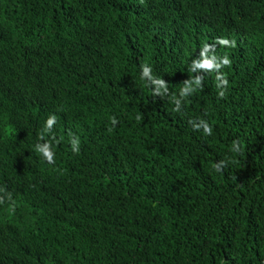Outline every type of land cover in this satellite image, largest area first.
<instances>
[{
    "label": "trees",
    "instance_id": "16d2710c",
    "mask_svg": "<svg viewBox=\"0 0 264 264\" xmlns=\"http://www.w3.org/2000/svg\"><path fill=\"white\" fill-rule=\"evenodd\" d=\"M3 247L264 264V0H0Z\"/></svg>",
    "mask_w": 264,
    "mask_h": 264
},
{
    "label": "clouds",
    "instance_id": "9594fccd",
    "mask_svg": "<svg viewBox=\"0 0 264 264\" xmlns=\"http://www.w3.org/2000/svg\"><path fill=\"white\" fill-rule=\"evenodd\" d=\"M218 43H220L221 45H228L229 44V41L227 39H220L218 41ZM222 63H223V65H228L230 63V61H229V59L227 57H224L222 59ZM149 71H150V69L148 67H144L143 68V74L144 75H147ZM222 83H224L226 85L227 84V81L226 80H223ZM220 95L223 96L224 93L221 92ZM52 123H53V120L52 119H49L47 121L48 126H51ZM113 123H116V121L113 120ZM204 130H205L206 133H210L211 132V128L209 126H207V125H204ZM77 140H78V137H77ZM47 149H48V146L45 145V147L43 149L40 148V151L43 152L44 156L48 159L49 162H52V153L49 150H47ZM75 150L76 149L74 148V151ZM3 251H5L8 254V256L11 258L10 253H9V248H5V247L0 248V255H1V253Z\"/></svg>",
    "mask_w": 264,
    "mask_h": 264
}]
</instances>
